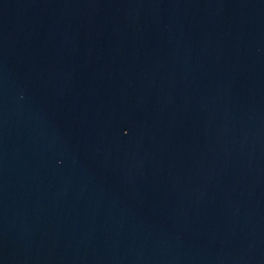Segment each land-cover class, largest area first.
Segmentation results:
<instances>
[{"label": "water", "instance_id": "1", "mask_svg": "<svg viewBox=\"0 0 264 264\" xmlns=\"http://www.w3.org/2000/svg\"><path fill=\"white\" fill-rule=\"evenodd\" d=\"M0 264H264V0H0Z\"/></svg>", "mask_w": 264, "mask_h": 264}]
</instances>
